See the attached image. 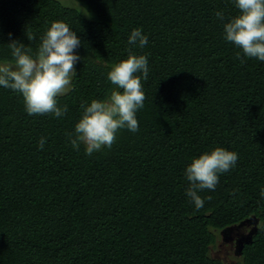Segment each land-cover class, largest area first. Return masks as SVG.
I'll use <instances>...</instances> for the list:
<instances>
[{
  "label": "trees",
  "instance_id": "1",
  "mask_svg": "<svg viewBox=\"0 0 264 264\" xmlns=\"http://www.w3.org/2000/svg\"><path fill=\"white\" fill-rule=\"evenodd\" d=\"M68 1L0 0V63L13 60L12 40L35 55L53 22L82 42L57 97L63 117L29 116L0 86V264H224L209 256L216 233L251 216L256 231L234 264H264V61L241 52V63L224 39L233 0ZM137 28L142 49L127 42ZM130 48L149 68L139 131L74 150L81 104L116 90L107 74ZM217 147L239 159L197 210L185 169Z\"/></svg>",
  "mask_w": 264,
  "mask_h": 264
},
{
  "label": "clouds",
  "instance_id": "2",
  "mask_svg": "<svg viewBox=\"0 0 264 264\" xmlns=\"http://www.w3.org/2000/svg\"><path fill=\"white\" fill-rule=\"evenodd\" d=\"M239 14L224 23V39L240 50L245 58L264 61V0H233ZM219 20H224L223 12H216ZM11 37V34H9ZM131 48H143L148 37L141 29H134L128 36ZM76 32L61 21L53 22L42 37L35 55L22 43L12 40L7 46L13 60L0 63V86L18 93L23 98L25 111L29 116L51 114L61 118L67 113V106L60 107L57 97L69 89L74 76L75 65L81 60L76 50L81 47ZM129 49L127 59L115 64L107 74L115 86L106 100H92L81 104L82 116L69 134V142L74 150L85 145L86 154L91 155L104 148L111 149L117 133L127 129L139 131L136 118L138 110L144 107L146 99L142 81L149 75L148 59L145 55H135ZM244 60L241 59V63ZM45 138L39 141L43 149ZM239 157L233 151L217 147L194 158L185 169L188 181L186 195L197 210L204 206L205 199L200 192L214 191L221 174L235 167ZM264 196V190L261 191Z\"/></svg>",
  "mask_w": 264,
  "mask_h": 264
},
{
  "label": "water",
  "instance_id": "3",
  "mask_svg": "<svg viewBox=\"0 0 264 264\" xmlns=\"http://www.w3.org/2000/svg\"><path fill=\"white\" fill-rule=\"evenodd\" d=\"M257 221L258 220L254 216H251L249 218L242 220L241 222H239L235 226H228V227L223 228L220 231L222 241L230 242L232 239H231V237H228V235H227L228 232H231L233 229H238L242 226H247V225L251 226V228L249 229V231L246 234H241L240 237L233 240V242H234V254L236 256H240L242 253L243 245L246 243H249L251 241L252 236H253L254 232L256 231Z\"/></svg>",
  "mask_w": 264,
  "mask_h": 264
},
{
  "label": "rangeland",
  "instance_id": "4",
  "mask_svg": "<svg viewBox=\"0 0 264 264\" xmlns=\"http://www.w3.org/2000/svg\"><path fill=\"white\" fill-rule=\"evenodd\" d=\"M64 5L70 4L68 0H60ZM244 234L247 233V229H242ZM209 256L214 259L222 261L224 264H234L238 260V256L234 254V244L230 242L222 241V237L219 232L216 233V242L210 247Z\"/></svg>",
  "mask_w": 264,
  "mask_h": 264
},
{
  "label": "flooded vegetation",
  "instance_id": "5",
  "mask_svg": "<svg viewBox=\"0 0 264 264\" xmlns=\"http://www.w3.org/2000/svg\"><path fill=\"white\" fill-rule=\"evenodd\" d=\"M246 228L247 229V232L249 231V229L251 228V226L247 225V226H242L238 229H233L231 232H228L227 235L228 237H231V241L230 243L231 244H234L233 240L240 237L241 234H244V231L242 229Z\"/></svg>",
  "mask_w": 264,
  "mask_h": 264
}]
</instances>
